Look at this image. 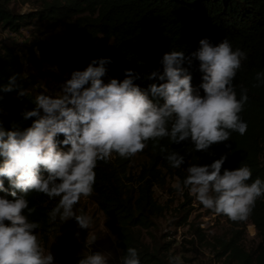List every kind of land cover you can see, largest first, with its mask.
Segmentation results:
<instances>
[{"label": "trees", "instance_id": "16d2710c", "mask_svg": "<svg viewBox=\"0 0 264 264\" xmlns=\"http://www.w3.org/2000/svg\"><path fill=\"white\" fill-rule=\"evenodd\" d=\"M31 8L17 12L12 0H0V32L18 34L34 22L43 24L49 30L62 26L66 36L63 40L54 38L49 43L33 40L23 44L27 62L37 71L43 64L57 66L71 76L73 71H83L93 59L110 58L105 83L110 78L122 81L125 71L140 74L135 83L142 89L150 84L166 82L145 77L152 71L163 74L160 61L165 53L182 51L186 57L196 52L199 41L208 39L217 46L228 39L233 49L240 48L247 54L233 81L237 98L246 88L248 101L240 114L247 123L244 135L231 132L228 141L214 144L206 151H196L190 139L173 144L168 138L149 141L147 148L130 158H121L113 153L110 161L98 163L96 182L90 196L104 214V225L116 238L121 258L128 247L138 251L140 264H169V258L180 253L176 241L168 233L154 238L152 230L155 219L166 212V206L155 198L156 189H165L169 181L182 183L187 168L211 165L226 156L221 174L225 169L235 170L247 165L252 170L248 183L256 178L264 180V84L257 83L255 74L264 71V0H28ZM192 76L194 92L204 95L200 85L203 73L200 62L192 59L191 66L184 63ZM16 81L10 92V78ZM41 77V75H39ZM36 76L24 75L21 54L14 47L0 46V122L5 130L23 131L31 126L35 118L25 120L23 113L35 109L34 93ZM23 90L26 95L19 96ZM160 104L162 100L158 101ZM63 140V135L58 136ZM157 146L154 148L153 145ZM179 152L185 158L181 168H172L160 148ZM64 150H67L66 148ZM3 158L0 157V164ZM46 175V173H43ZM4 181L7 191H0V197L12 199L9 181ZM171 194L174 189L168 187ZM24 195L17 190V196ZM184 202L175 210L171 220L173 228L187 227L193 240L211 252L221 264H264V196L257 199L247 220L232 222L223 215L225 231L207 239L203 231L189 220L192 208L191 198L185 189ZM26 199L29 207L36 209L29 220L41 227L36 231L47 246L50 236L60 228L57 218L49 223L48 213L58 203L46 195L30 192ZM27 214V213H25ZM7 223V222H6ZM253 225L255 236L246 245V226ZM145 235L151 240L146 241ZM61 246L56 253L59 264H78L84 256L79 252L80 243L71 236L60 239ZM185 262H190L184 259Z\"/></svg>", "mask_w": 264, "mask_h": 264}, {"label": "clouds", "instance_id": "9594fccd", "mask_svg": "<svg viewBox=\"0 0 264 264\" xmlns=\"http://www.w3.org/2000/svg\"><path fill=\"white\" fill-rule=\"evenodd\" d=\"M199 45L190 57L182 51L165 53L160 61L163 74L152 71L145 79L166 82L150 84L148 89L135 83L141 76L132 70L125 71L122 81L110 78L105 83L106 66L112 61L93 59L83 71H73L55 97H35V109L23 113L25 120L35 118L30 127L21 131L13 125L14 130H5L0 122V177L13 189L11 200L0 197V264H54L35 231L41 225L29 220L36 209L29 207L28 193L59 198L48 213L49 223L74 219L80 229H89L92 217L83 209L77 212L76 205L93 194L95 169L101 161L108 163L113 153L130 158L143 152L149 141L164 138L173 144L190 139L196 151H206L228 141L231 132L246 133L248 125L240 114L248 90L242 88L238 99L233 85L246 52L234 50L227 38L217 46L208 39ZM193 58L204 74L203 96L194 92L192 76L183 67L186 61L191 66ZM255 80L253 87L264 84V71L257 72ZM15 81L11 77L4 91H12ZM18 95L26 93L21 90ZM60 135L62 141L57 139ZM160 151L174 169L185 163L179 152L164 147ZM226 159L189 166L182 183L177 178L172 187L180 195L187 189L206 209L232 222L245 221L257 199L264 196V180L256 178L249 184L252 170L246 164L221 174ZM17 190L24 195L17 196ZM0 191H7L3 179ZM78 264H107V258L99 252L86 254ZM121 264H140L137 249L128 247ZM169 264H183V260L176 255Z\"/></svg>", "mask_w": 264, "mask_h": 264}, {"label": "rangeland", "instance_id": "374dc122", "mask_svg": "<svg viewBox=\"0 0 264 264\" xmlns=\"http://www.w3.org/2000/svg\"><path fill=\"white\" fill-rule=\"evenodd\" d=\"M11 4L17 12H25L31 8L28 0H12ZM64 33L62 26H55L53 29L49 30L44 27L43 24L34 22L29 28L22 29L18 34L0 32V46L6 45L14 47L21 54V62L25 63L27 60V52L22 47L24 43L28 44L33 40L49 43L54 38L63 40L66 38ZM30 67L29 64L26 68L23 65V70L24 75L32 74L36 76L34 93L55 97L57 93L61 92L60 85L67 79H70V75L57 66L43 64L40 71L34 68L31 69ZM39 75H41V77H39ZM50 82H52V86ZM50 86L52 87L51 89H49ZM262 162L264 163V154ZM174 183L176 182L169 181L165 189L155 190L156 200L161 205H165L167 210L163 216L154 220L155 226L151 235H153L154 238L164 233L172 235V238L176 241L175 246L178 247L180 252L176 255L181 256L183 264H221V262H216L211 252L204 246L199 245L197 241L194 243L189 242L193 240V234L187 227L177 229L172 227L171 220L175 215V210L184 202L183 195L177 194L176 191L171 194V192L168 191V187L174 189L172 187ZM188 196L192 199L190 204L192 210L189 220L193 221V223L203 231L207 239L225 231L226 226L223 215H217L214 211L206 209L189 193ZM76 209L77 212L79 209H83L85 213L92 217L91 227L89 229H80L74 219H70L64 223L61 222L58 231L50 236L47 246L43 247L45 253L47 254V252L50 251L54 257V264H59V262H57L56 253L61 246L60 239L68 235L80 243L79 252L81 255L84 256L86 254L99 252L106 256L107 264H120V251L117 248L116 238L106 229L104 225V214L98 209L93 199L91 197L81 198L76 205ZM251 226L252 225L246 226L247 246L250 245L251 240L255 236V230H253ZM77 232H79L78 237L76 236ZM145 237L146 241L151 240L149 235H145ZM184 259H188L190 262H185Z\"/></svg>", "mask_w": 264, "mask_h": 264}, {"label": "bare ground", "instance_id": "6f19581e", "mask_svg": "<svg viewBox=\"0 0 264 264\" xmlns=\"http://www.w3.org/2000/svg\"><path fill=\"white\" fill-rule=\"evenodd\" d=\"M23 65H24L25 68L28 67L27 60L25 61V63H23ZM51 86H52V85H51ZM51 86H50V89L52 88ZM46 87H47V86H46Z\"/></svg>", "mask_w": 264, "mask_h": 264}, {"label": "built area", "instance_id": "2783aa9c", "mask_svg": "<svg viewBox=\"0 0 264 264\" xmlns=\"http://www.w3.org/2000/svg\"><path fill=\"white\" fill-rule=\"evenodd\" d=\"M50 85H52V82H50ZM50 89V88H49ZM253 230H254V228H253ZM254 234V233H253ZM251 235V234H250Z\"/></svg>", "mask_w": 264, "mask_h": 264}]
</instances>
